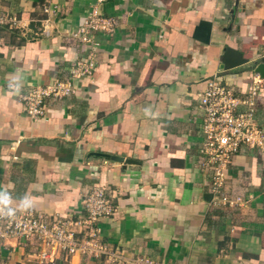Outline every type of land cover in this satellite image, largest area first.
I'll list each match as a JSON object with an SVG mask.
<instances>
[{
    "label": "crops",
    "instance_id": "1",
    "mask_svg": "<svg viewBox=\"0 0 264 264\" xmlns=\"http://www.w3.org/2000/svg\"><path fill=\"white\" fill-rule=\"evenodd\" d=\"M95 8L114 32L94 35V70L72 78L89 45L68 34ZM4 16L19 19L0 24V192L10 207L60 218L85 213L102 189L114 213L101 243L131 264H264V149L242 146L218 194L200 154L207 81L218 76L240 97L262 76L264 0H0ZM57 79L74 93L48 98L31 119L21 96ZM259 92L264 129V81ZM25 197L32 206L21 209ZM23 243L0 239V264H34ZM61 264L103 260L78 253Z\"/></svg>",
    "mask_w": 264,
    "mask_h": 264
},
{
    "label": "built area",
    "instance_id": "2",
    "mask_svg": "<svg viewBox=\"0 0 264 264\" xmlns=\"http://www.w3.org/2000/svg\"><path fill=\"white\" fill-rule=\"evenodd\" d=\"M16 16L0 18V24L17 27ZM113 20L105 17L95 8L76 32L69 33L71 43L88 44L89 48L78 59L72 78L91 74L95 68L93 60L96 33H113ZM51 25L46 20L41 34L49 36ZM263 79L256 73L251 89L243 96L236 95L220 77L207 81L206 89L200 94V108L204 111L201 125L202 136L200 154L207 166H212V185L215 194L220 193L228 179L230 166L242 146L251 149H264V129L259 127L256 118V99L263 88ZM74 93L71 82L57 79L46 86H38L21 99L25 112L31 119L38 120L46 115L45 102L50 97L69 96ZM245 108V111H240ZM241 198L229 199L231 206L241 205ZM84 212H72L69 216L54 218L28 209L15 210L14 216L0 215V239L17 238L24 245L34 247V264H61L64 259L81 253L87 257L102 259L103 264H131L118 250L101 243V221L114 213V208L102 189H95L85 199ZM144 264L148 261L139 260Z\"/></svg>",
    "mask_w": 264,
    "mask_h": 264
},
{
    "label": "clouds",
    "instance_id": "3",
    "mask_svg": "<svg viewBox=\"0 0 264 264\" xmlns=\"http://www.w3.org/2000/svg\"><path fill=\"white\" fill-rule=\"evenodd\" d=\"M12 203L11 197L6 191L0 192V215H6V216H14L15 210L10 207V204ZM31 201L25 197L20 201V208L21 209H28L30 208Z\"/></svg>",
    "mask_w": 264,
    "mask_h": 264
},
{
    "label": "water",
    "instance_id": "4",
    "mask_svg": "<svg viewBox=\"0 0 264 264\" xmlns=\"http://www.w3.org/2000/svg\"><path fill=\"white\" fill-rule=\"evenodd\" d=\"M259 72H261L262 76H264V66H261V67L259 68Z\"/></svg>",
    "mask_w": 264,
    "mask_h": 264
},
{
    "label": "rangeland",
    "instance_id": "5",
    "mask_svg": "<svg viewBox=\"0 0 264 264\" xmlns=\"http://www.w3.org/2000/svg\"><path fill=\"white\" fill-rule=\"evenodd\" d=\"M82 255H84V254H82Z\"/></svg>",
    "mask_w": 264,
    "mask_h": 264
}]
</instances>
